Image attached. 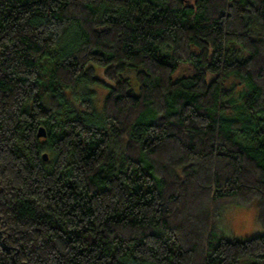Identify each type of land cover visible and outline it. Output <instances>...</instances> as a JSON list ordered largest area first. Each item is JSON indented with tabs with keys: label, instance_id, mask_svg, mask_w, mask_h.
Listing matches in <instances>:
<instances>
[{
	"label": "trees",
	"instance_id": "16d2710c",
	"mask_svg": "<svg viewBox=\"0 0 264 264\" xmlns=\"http://www.w3.org/2000/svg\"><path fill=\"white\" fill-rule=\"evenodd\" d=\"M80 86L109 90L100 114ZM230 206L262 235L223 237ZM244 261L264 0H0V264Z\"/></svg>",
	"mask_w": 264,
	"mask_h": 264
},
{
	"label": "rangeland",
	"instance_id": "374dc122",
	"mask_svg": "<svg viewBox=\"0 0 264 264\" xmlns=\"http://www.w3.org/2000/svg\"><path fill=\"white\" fill-rule=\"evenodd\" d=\"M83 91L90 97L97 114H100L103 101L109 90L101 86H80L72 93H66V95L68 99L73 100V98H77L74 95H81ZM220 214V219L222 220L220 225L224 227V230L220 233L227 240L244 241L262 235V230L257 224L255 208L230 206L226 207L223 213ZM241 264H249V262L244 261Z\"/></svg>",
	"mask_w": 264,
	"mask_h": 264
},
{
	"label": "water",
	"instance_id": "95a60500",
	"mask_svg": "<svg viewBox=\"0 0 264 264\" xmlns=\"http://www.w3.org/2000/svg\"><path fill=\"white\" fill-rule=\"evenodd\" d=\"M37 138H45L46 137V133L45 130L43 128H39L36 134ZM43 159L46 160V155L43 156Z\"/></svg>",
	"mask_w": 264,
	"mask_h": 264
}]
</instances>
